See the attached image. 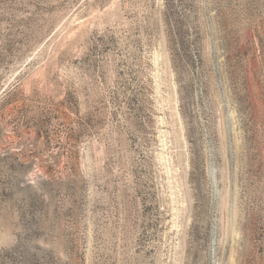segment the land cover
<instances>
[{"label": "rangeland", "instance_id": "obj_1", "mask_svg": "<svg viewBox=\"0 0 264 264\" xmlns=\"http://www.w3.org/2000/svg\"><path fill=\"white\" fill-rule=\"evenodd\" d=\"M0 264H264V0H0Z\"/></svg>", "mask_w": 264, "mask_h": 264}]
</instances>
